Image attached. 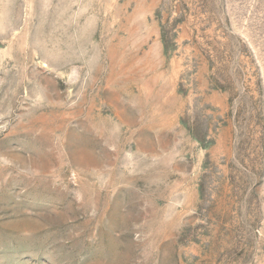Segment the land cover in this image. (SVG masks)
Listing matches in <instances>:
<instances>
[{"label":"rangeland","instance_id":"1","mask_svg":"<svg viewBox=\"0 0 264 264\" xmlns=\"http://www.w3.org/2000/svg\"><path fill=\"white\" fill-rule=\"evenodd\" d=\"M0 264H264V0H0Z\"/></svg>","mask_w":264,"mask_h":264}]
</instances>
